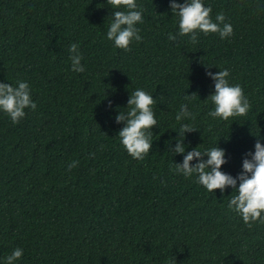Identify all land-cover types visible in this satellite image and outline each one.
Instances as JSON below:
<instances>
[{"label":"trees","instance_id":"obj_1","mask_svg":"<svg viewBox=\"0 0 264 264\" xmlns=\"http://www.w3.org/2000/svg\"><path fill=\"white\" fill-rule=\"evenodd\" d=\"M202 2L232 36L198 32L192 44L170 0H136L142 41L125 51L106 38L112 12L125 9L107 0H0V83L26 81L37 104L19 124L0 111V264L17 247L15 264H264V223L248 227L228 208L233 190L209 192L175 171L181 124L196 130L185 154L222 148L220 170L234 178L258 137L264 145V0ZM72 43L84 72L71 71ZM223 69L249 100L245 116L208 115L206 72ZM136 89L156 101L143 160L124 149L115 120ZM182 104L194 118L177 122Z\"/></svg>","mask_w":264,"mask_h":264},{"label":"clouds","instance_id":"obj_2","mask_svg":"<svg viewBox=\"0 0 264 264\" xmlns=\"http://www.w3.org/2000/svg\"><path fill=\"white\" fill-rule=\"evenodd\" d=\"M107 4L111 5L112 9L123 8L125 10L112 12L106 38L113 42L114 47L129 51V45L133 41H142L137 25L144 21L143 9L136 3V0H107ZM170 8L177 17L178 34L188 36L192 44L198 43V32L205 35L218 33L221 39L233 35V27L231 24L224 23V15L217 13L215 22H213L210 15L212 9L204 6L202 0H184L183 3L170 0ZM168 39L174 41L176 36L170 33ZM68 51L71 71L84 72L79 45L70 44ZM206 75L214 82V92L207 97L214 105V110L208 113L210 117L228 120L231 117L247 115L250 109L249 100L239 84H229L227 77L230 73L227 69L219 70L215 74L206 72ZM191 96L192 94L186 95V99ZM155 103L152 95L142 89H136L127 101V112L120 111L115 117L117 123L124 122L118 136L122 146L133 159L143 160L144 156L151 151L153 142L151 129L157 125L152 108ZM29 108L35 110L37 104L32 99L31 89L26 81H17L15 87L9 83H0V111L6 113L13 124H19L26 115L25 109ZM185 118L194 117L188 110L187 104H182L175 119L180 122ZM193 131L196 130L189 124L180 125L175 138L176 144L172 149L176 154L184 155L182 163H174L175 171L182 173L185 177L195 174L196 182L209 192L218 189L223 193L225 188L230 187L234 194L228 201V208L239 214L243 223L248 227L257 221L264 223V216H262L264 213V145L260 143V138L258 137L255 142L254 152L245 154L242 160V172L234 178L220 170L221 166L227 163L225 150L222 148L215 146L201 152L195 147L185 154L186 146L183 143L185 133ZM194 159L198 162L190 165ZM77 164L78 161L70 163L69 171ZM22 255L23 249L15 248L6 257V264H15Z\"/></svg>","mask_w":264,"mask_h":264}]
</instances>
